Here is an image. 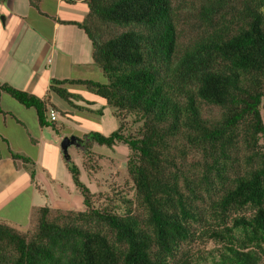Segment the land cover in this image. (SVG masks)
Instances as JSON below:
<instances>
[{"label":"trees","instance_id":"trees-1","mask_svg":"<svg viewBox=\"0 0 264 264\" xmlns=\"http://www.w3.org/2000/svg\"><path fill=\"white\" fill-rule=\"evenodd\" d=\"M83 1L74 24L103 81L51 80L50 91L83 110L66 88L83 86L113 109L114 131L73 138L88 159L94 144L124 146L133 196L95 207L82 162L62 155L82 209L34 208L26 231L0 221V264H264V0H198L183 42L172 0ZM0 92L55 130L47 100ZM5 154L33 180L29 158Z\"/></svg>","mask_w":264,"mask_h":264},{"label":"crops","instance_id":"crops-1","mask_svg":"<svg viewBox=\"0 0 264 264\" xmlns=\"http://www.w3.org/2000/svg\"><path fill=\"white\" fill-rule=\"evenodd\" d=\"M33 1L32 5L30 0H0V83L31 94L42 101L47 100L53 105L56 119L50 122L46 114V122L54 124L56 131L49 126H40L34 109L25 108L7 94L0 92V200L7 196L9 198L20 193H30V199L34 201L33 196L39 194L44 198L45 207L80 210L82 197L72 184L56 150L59 141L65 137L63 122L58 124V117L71 121L70 118L77 113L87 117L98 116L100 110H105L106 105L88 91L80 95L85 87L68 85L67 90L78 97L75 105L84 108L73 109L50 91V81L102 82L103 75L92 63L89 40L75 25L87 16L88 10L84 1ZM91 105H97L99 109L94 111L89 107ZM59 112L64 115L59 116ZM112 115L111 119L115 122L111 120L109 133L118 126ZM94 147L96 146L92 145V151H98V148ZM117 147L118 145L111 149L101 148L100 151L108 155L109 151L113 153ZM48 148L54 150L52 155L50 152L46 153ZM7 149L32 161L33 180L30 178L29 166L8 157L5 154ZM59 170L64 173L62 179L63 183L66 181L65 186L58 183L62 180L56 175ZM34 208L37 206L28 207V223ZM7 220L8 215H0V221L15 228V225L7 223Z\"/></svg>","mask_w":264,"mask_h":264},{"label":"rangeland","instance_id":"rangeland-1","mask_svg":"<svg viewBox=\"0 0 264 264\" xmlns=\"http://www.w3.org/2000/svg\"><path fill=\"white\" fill-rule=\"evenodd\" d=\"M197 4L198 0H172V6L175 9L174 16L177 24L178 37L182 42L192 37L196 32ZM85 92L87 93L86 89H84L80 95L84 94ZM84 103L86 102L84 101ZM89 107H91L94 111L99 109L97 105H91ZM113 112L114 111L112 108L105 106L104 111L100 110V113L96 112V114L99 113L98 116L95 115L92 117H87L86 115L77 113L76 116L70 118L71 121L63 120L62 118L58 117V124L63 122V133L65 135L64 138H71V135H76L79 136L78 138H82L83 136L80 135H83L84 133L87 134L90 131L106 134L110 132L111 120H114L111 119ZM206 113L212 116L217 114L215 109H206ZM260 115L264 126V100H262ZM131 121L132 117L130 116H127L124 121L126 122L124 124V128L128 129L129 132H133L137 127V124H132ZM62 140L63 139L59 141L56 148L61 158V162H63L62 153L60 150V143ZM94 145L98 148L99 153L97 149H95V152L97 153L93 151L94 154L88 156L90 159L82 155L81 149L76 145H70L67 149V154L70 160L75 163L77 162L76 160H79L77 163L82 162L80 168L83 172L80 173V175L84 174V179L92 184V192L94 193H92L93 195L91 197V202L93 205L95 207L109 206L111 202H117L118 196L120 195H125L126 198L131 199L133 196V187L125 169V161L127 157V151L124 149L125 147L118 145L116 151L113 153L109 151L107 155L100 151L101 148L105 147L98 146L96 144ZM47 152H50L52 155L54 150L48 148L46 150V153ZM52 173H54L53 168ZM56 173L55 174L58 175V178H63L64 173L62 174L60 170ZM58 183L62 184V186L66 185V181L63 183V179ZM87 186L89 187V185ZM33 197L34 201L30 199V193H20L16 196L14 195V197L10 196L9 198L7 196L6 198L0 200V211L3 212L0 213V215L3 217L5 214L8 215L7 223L15 225V228L20 231H26L29 226L27 216L29 205H34L37 207L39 205H46L44 198L41 195L36 194ZM77 207H79V205ZM210 247V243H208L206 246L194 245L191 247V250L202 251L207 250Z\"/></svg>","mask_w":264,"mask_h":264},{"label":"water","instance_id":"water-1","mask_svg":"<svg viewBox=\"0 0 264 264\" xmlns=\"http://www.w3.org/2000/svg\"><path fill=\"white\" fill-rule=\"evenodd\" d=\"M75 138H64L60 143V150L63 156L67 155V149L70 145H75Z\"/></svg>","mask_w":264,"mask_h":264},{"label":"built area","instance_id":"built-area-1","mask_svg":"<svg viewBox=\"0 0 264 264\" xmlns=\"http://www.w3.org/2000/svg\"><path fill=\"white\" fill-rule=\"evenodd\" d=\"M47 116H48V120L50 122H53L56 119V112H54L53 110H49Z\"/></svg>","mask_w":264,"mask_h":264}]
</instances>
